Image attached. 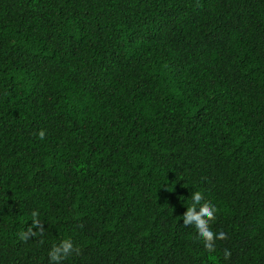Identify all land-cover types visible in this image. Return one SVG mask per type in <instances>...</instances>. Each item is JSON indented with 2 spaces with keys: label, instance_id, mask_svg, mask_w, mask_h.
Here are the masks:
<instances>
[{
  "label": "trees",
  "instance_id": "16d2710c",
  "mask_svg": "<svg viewBox=\"0 0 264 264\" xmlns=\"http://www.w3.org/2000/svg\"><path fill=\"white\" fill-rule=\"evenodd\" d=\"M66 238L63 264H264V0H0V264Z\"/></svg>",
  "mask_w": 264,
  "mask_h": 264
},
{
  "label": "clouds",
  "instance_id": "9594fccd",
  "mask_svg": "<svg viewBox=\"0 0 264 264\" xmlns=\"http://www.w3.org/2000/svg\"><path fill=\"white\" fill-rule=\"evenodd\" d=\"M45 135L44 130H40L38 133L41 140L45 139ZM217 213V207L212 203L205 202L203 192L197 190L191 192L188 206L181 217L183 226L191 227L196 234V240L210 253L215 251L216 240H224L227 238L226 233H217L212 230L211 225L215 222ZM38 216L39 214L37 212L32 213V224L28 227L27 231L19 233L20 240L27 241L30 236L34 237L37 233L43 235L44 226ZM74 253L78 254L79 248L74 246L71 239H63L50 248L48 252L49 264H63ZM224 256L225 258L229 257L230 252L225 250Z\"/></svg>",
  "mask_w": 264,
  "mask_h": 264
}]
</instances>
